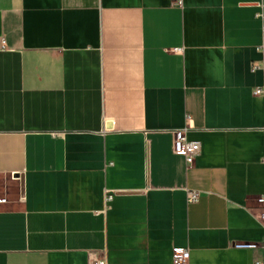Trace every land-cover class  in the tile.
I'll return each mask as SVG.
<instances>
[{"label": "crops", "instance_id": "0c3cea01", "mask_svg": "<svg viewBox=\"0 0 264 264\" xmlns=\"http://www.w3.org/2000/svg\"><path fill=\"white\" fill-rule=\"evenodd\" d=\"M261 13L0 0V264L264 262ZM179 128L200 142L190 166Z\"/></svg>", "mask_w": 264, "mask_h": 264}, {"label": "built area", "instance_id": "2783aa9c", "mask_svg": "<svg viewBox=\"0 0 264 264\" xmlns=\"http://www.w3.org/2000/svg\"><path fill=\"white\" fill-rule=\"evenodd\" d=\"M178 5L182 4V0H175ZM260 16L264 19V14L261 13ZM262 34L264 38V22L262 24ZM260 51L263 54L262 62L264 63V39L262 44L259 46ZM257 66L253 67L256 68ZM263 88L257 87L253 90V94L258 96H263ZM262 130H264V121L262 125ZM187 128H179L172 130V150L175 154L182 155L185 157L188 166L192 165L195 158L200 153V142L196 140H189L187 138ZM200 192L194 189H186V198L188 202H196L199 198ZM258 207L260 209V220L264 226V190L256 198ZM7 198L1 192L0 188V205L6 204ZM264 245V242H263ZM236 248H251L255 245L253 244H234ZM87 264H107L104 257H94L88 258ZM172 264H189V252L186 249H175L172 252ZM261 264H264L262 262Z\"/></svg>", "mask_w": 264, "mask_h": 264}]
</instances>
